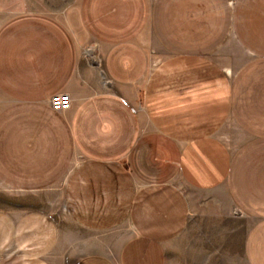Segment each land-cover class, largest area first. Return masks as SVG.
Segmentation results:
<instances>
[{
  "label": "crops",
  "instance_id": "0c3cea01",
  "mask_svg": "<svg viewBox=\"0 0 264 264\" xmlns=\"http://www.w3.org/2000/svg\"><path fill=\"white\" fill-rule=\"evenodd\" d=\"M0 186V264H164L230 213L264 264V0L0 13Z\"/></svg>",
  "mask_w": 264,
  "mask_h": 264
},
{
  "label": "rangeland",
  "instance_id": "374dc122",
  "mask_svg": "<svg viewBox=\"0 0 264 264\" xmlns=\"http://www.w3.org/2000/svg\"><path fill=\"white\" fill-rule=\"evenodd\" d=\"M76 3L77 0H0V13L5 17L13 16L33 7V9L60 13V16H64L65 11ZM86 48L82 50L84 57ZM93 67L101 72L100 69ZM0 194L9 198L16 195L1 186ZM226 208L227 211L232 212L228 206ZM230 214V216L228 214L217 216L219 220L212 224L210 229L199 231V237L202 238L200 240L203 242H186L189 232H183L176 242H171L168 246L164 264H247L242 251L247 221L245 217L237 213ZM121 243L113 242L115 256L119 252ZM2 251L0 257L6 258L10 254L21 253V246L10 244ZM58 251L59 248L56 245L51 253L61 257ZM115 264L118 263L115 262Z\"/></svg>",
  "mask_w": 264,
  "mask_h": 264
},
{
  "label": "built area",
  "instance_id": "2783aa9c",
  "mask_svg": "<svg viewBox=\"0 0 264 264\" xmlns=\"http://www.w3.org/2000/svg\"><path fill=\"white\" fill-rule=\"evenodd\" d=\"M228 2H229V4H232L233 0H228ZM89 49H91V48H86L85 51L89 50ZM85 51H84V55H85ZM85 57L90 62L88 56L85 55ZM90 63L92 64V66H95L96 68L100 69V71H101L100 62L97 58V55H96V59H94V61L90 62ZM50 105H51V108L55 111L68 110L71 107L70 95L66 92L55 93L50 98Z\"/></svg>",
  "mask_w": 264,
  "mask_h": 264
},
{
  "label": "bare ground",
  "instance_id": "6f19581e",
  "mask_svg": "<svg viewBox=\"0 0 264 264\" xmlns=\"http://www.w3.org/2000/svg\"><path fill=\"white\" fill-rule=\"evenodd\" d=\"M85 55L88 56V58L91 60V62H93L94 59H96V54H95V51H93V50H90V49L86 50Z\"/></svg>",
  "mask_w": 264,
  "mask_h": 264
}]
</instances>
